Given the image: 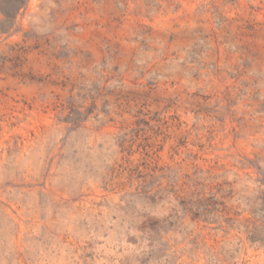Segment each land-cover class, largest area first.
I'll use <instances>...</instances> for the list:
<instances>
[{"label":"rangeland","instance_id":"1","mask_svg":"<svg viewBox=\"0 0 264 264\" xmlns=\"http://www.w3.org/2000/svg\"><path fill=\"white\" fill-rule=\"evenodd\" d=\"M0 264H264V0H0Z\"/></svg>","mask_w":264,"mask_h":264}]
</instances>
